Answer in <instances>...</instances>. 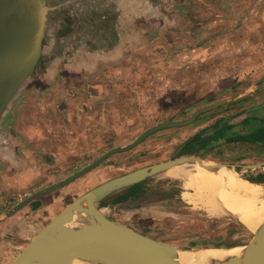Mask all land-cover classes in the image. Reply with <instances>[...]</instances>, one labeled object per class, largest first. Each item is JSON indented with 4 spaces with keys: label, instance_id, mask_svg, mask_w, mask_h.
Returning a JSON list of instances; mask_svg holds the SVG:
<instances>
[{
    "label": "crops",
    "instance_id": "1",
    "mask_svg": "<svg viewBox=\"0 0 264 264\" xmlns=\"http://www.w3.org/2000/svg\"><path fill=\"white\" fill-rule=\"evenodd\" d=\"M24 1L38 51L0 112V264L60 211L58 191L25 201L34 192L159 123L187 119L217 101L224 112L212 121L211 109L198 113L186 127L199 118L201 127L176 143L177 154L219 153L221 163L264 186L259 0H245V12L242 0H229L232 10L225 0ZM119 196L108 202L115 211L134 206L135 195Z\"/></svg>",
    "mask_w": 264,
    "mask_h": 264
},
{
    "label": "water",
    "instance_id": "2",
    "mask_svg": "<svg viewBox=\"0 0 264 264\" xmlns=\"http://www.w3.org/2000/svg\"><path fill=\"white\" fill-rule=\"evenodd\" d=\"M12 5L13 10H11V6L8 9H0V112L15 89L28 76L38 51V36L33 19L29 17L24 7L20 9L16 4L12 3ZM222 103L224 101H217L207 107H203L183 121L159 123L141 133L129 144L109 149L97 159L71 173L66 178L34 192L25 201L77 178L82 173L101 163L109 154L135 146L160 128L190 123L196 118L198 113L216 108ZM184 163L232 167L207 158L182 155L109 178L85 191L68 204L54 218L48 221L35 234L27 246L7 264H33L34 254L52 258L53 261L47 264H264V250L261 251L257 246L255 247L258 241L255 233L254 241L245 245V256L230 261H218L213 258H208L204 261V257L201 260L193 259L188 263L182 262L179 259L180 252H199L206 250L207 247L157 240L117 221L115 222L119 226L118 230L109 235L99 237L92 242L75 246L53 243L59 230L65 225L75 210L82 206L83 200L93 199L98 205V203L104 202L108 196L120 192L124 188L131 187L136 181ZM126 197L131 198L130 195ZM131 199L135 201V198ZM86 209L100 212L98 207H86ZM99 221L103 223L104 221L114 220H110L102 214Z\"/></svg>",
    "mask_w": 264,
    "mask_h": 264
},
{
    "label": "rangeland",
    "instance_id": "3",
    "mask_svg": "<svg viewBox=\"0 0 264 264\" xmlns=\"http://www.w3.org/2000/svg\"><path fill=\"white\" fill-rule=\"evenodd\" d=\"M225 1V10H232L231 2L229 0ZM248 4H250L248 1L242 0L243 12L246 11L244 5ZM257 4L263 5L264 0H259ZM247 14L246 19L248 18ZM242 19L244 20V17ZM216 79L217 77L211 78V82H215L214 84L217 85ZM210 111L209 120L211 121L224 112L221 108H214ZM208 114L206 113V117ZM178 116V120L183 121L185 119L183 118L185 114H179ZM221 116L224 117V115ZM202 122V119L199 118L188 127L184 124L182 127L161 130L155 141H153L154 138H148L144 142L141 140L139 146L131 147L124 154L119 153L106 157L101 163L82 173L75 180L63 184L57 190L54 189L56 192L58 191V196L62 201L59 206L60 211L77 199L79 195L109 178L156 162L182 156L177 154L176 143L183 142L186 137L201 127ZM176 133L181 135L182 138L178 139L177 142L172 140L173 135ZM218 154L198 157L220 162L219 159L222 160L223 156ZM230 168L242 179H246L234 167ZM167 170L136 181L131 187L124 188L120 192L108 196L104 202L98 203L97 207L103 210L108 219L165 242L206 247H245V245L254 241V232L242 222H239L231 213L209 214L205 208L196 207L189 202L185 194L189 192L188 194L195 198L194 189H187L180 176L168 175ZM135 187H137V191L134 206H130L129 211L122 204L115 207L117 211L108 205V202L112 203L117 197H120L118 196L120 193L129 192L131 188ZM196 199L198 200V197Z\"/></svg>",
    "mask_w": 264,
    "mask_h": 264
},
{
    "label": "bare ground",
    "instance_id": "4",
    "mask_svg": "<svg viewBox=\"0 0 264 264\" xmlns=\"http://www.w3.org/2000/svg\"><path fill=\"white\" fill-rule=\"evenodd\" d=\"M166 172L171 176H180L187 189H194L195 198L189 195V192L185 194L189 202L196 207L205 208L209 214L231 213L257 235L258 242L255 247L264 250V186L242 179L233 169L226 166L184 163L173 166ZM86 207H97V202L93 199L83 200L82 206L75 210L59 230L54 244L75 246L89 243L119 229L115 221H99L104 214L101 208L98 213ZM245 248L207 247L199 252L183 251L180 252L179 259L185 263L204 257V261L208 258L230 261L245 256ZM51 261L52 258L37 254L33 255L32 260L33 264H47Z\"/></svg>",
    "mask_w": 264,
    "mask_h": 264
},
{
    "label": "flooded vegetation",
    "instance_id": "5",
    "mask_svg": "<svg viewBox=\"0 0 264 264\" xmlns=\"http://www.w3.org/2000/svg\"><path fill=\"white\" fill-rule=\"evenodd\" d=\"M12 3H14V4H16L17 5V7H20V9H21V7H24L25 9H26V12H27V10H28V6H26V4H25V1L24 0H0V9H8V7H10L11 6V10H13V5H12ZM109 157V156H108ZM140 186V185H139ZM137 189V187H135V188H131V190H133V191H129V192H122V193H120V194H122V195H125L126 194V196H128V195H130V196H132V195H135L136 194V190ZM139 189V188H138ZM119 194V195H120ZM118 195V196H119Z\"/></svg>",
    "mask_w": 264,
    "mask_h": 264
},
{
    "label": "trees",
    "instance_id": "6",
    "mask_svg": "<svg viewBox=\"0 0 264 264\" xmlns=\"http://www.w3.org/2000/svg\"><path fill=\"white\" fill-rule=\"evenodd\" d=\"M251 180H253V179H251ZM132 191V190H131Z\"/></svg>",
    "mask_w": 264,
    "mask_h": 264
}]
</instances>
